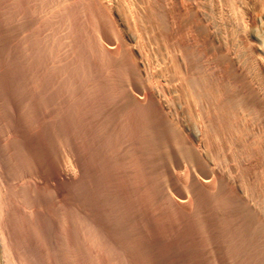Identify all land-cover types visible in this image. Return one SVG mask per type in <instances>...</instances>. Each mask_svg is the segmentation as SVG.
I'll return each mask as SVG.
<instances>
[{
	"label": "bare ground",
	"instance_id": "1",
	"mask_svg": "<svg viewBox=\"0 0 264 264\" xmlns=\"http://www.w3.org/2000/svg\"><path fill=\"white\" fill-rule=\"evenodd\" d=\"M0 264H264V0H0Z\"/></svg>",
	"mask_w": 264,
	"mask_h": 264
},
{
	"label": "rangeland",
	"instance_id": "2",
	"mask_svg": "<svg viewBox=\"0 0 264 264\" xmlns=\"http://www.w3.org/2000/svg\"><path fill=\"white\" fill-rule=\"evenodd\" d=\"M224 4H225V5H224ZM221 7H223V8L220 9V12H223V13H224V15H223V13L220 14V12H218L220 15H223V16H221V18H223V19H229L230 16L232 15V12H233V11L231 10V8H230V5H229L228 3H224V2H223V4H221ZM223 10H224L225 12H224ZM216 11H217V9H216ZM218 11H219V10H218ZM229 11H230L231 13H230ZM218 13H217V14H218ZM228 13H230V14H228ZM215 14H216V13H215ZM220 15H219V17H220ZM228 16H229V17H228ZM258 131H259L258 129H257V130L254 129V132H255V133H257Z\"/></svg>",
	"mask_w": 264,
	"mask_h": 264
}]
</instances>
